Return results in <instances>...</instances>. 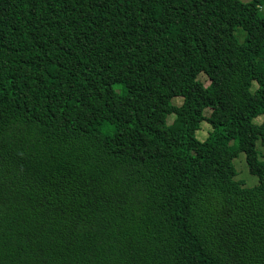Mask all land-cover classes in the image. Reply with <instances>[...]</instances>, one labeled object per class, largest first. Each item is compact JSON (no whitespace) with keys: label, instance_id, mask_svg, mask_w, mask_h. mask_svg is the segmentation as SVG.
Listing matches in <instances>:
<instances>
[{"label":"trees","instance_id":"trees-1","mask_svg":"<svg viewBox=\"0 0 264 264\" xmlns=\"http://www.w3.org/2000/svg\"><path fill=\"white\" fill-rule=\"evenodd\" d=\"M263 3L0 0V264H264Z\"/></svg>","mask_w":264,"mask_h":264},{"label":"rangeland","instance_id":"rangeland-1","mask_svg":"<svg viewBox=\"0 0 264 264\" xmlns=\"http://www.w3.org/2000/svg\"><path fill=\"white\" fill-rule=\"evenodd\" d=\"M239 1L242 2V3H246V2H248L250 0H239ZM260 14H261L262 18L264 19V3L261 6ZM238 32L236 33V35L238 34ZM242 38H243V36L239 40L242 41ZM198 79H199V81L201 83H203L204 86H207L208 83H209L208 80L203 75H199ZM253 88H254V86H253ZM172 103H174L175 105H180L181 104V98H174L172 100ZM204 114L205 115L208 114V110H206L204 112ZM172 119H173V117L169 116L167 118V123L168 124L171 123ZM261 120H262V117L259 116V117L254 118L252 122L255 123V124H259L261 122ZM209 129L210 128H209L208 124L205 123V122H202L200 124L199 130L195 133L196 139L199 140V141L204 140V138H205L206 134L208 133ZM255 148H256V150L258 152L259 159H262L264 157V145H261L259 142H257ZM232 164H233V167H234V169L236 171L235 179L242 181V184H243L242 187L251 188V187H253V186H255L257 184L256 177L250 175L249 172H248L243 153H239L233 159Z\"/></svg>","mask_w":264,"mask_h":264}]
</instances>
